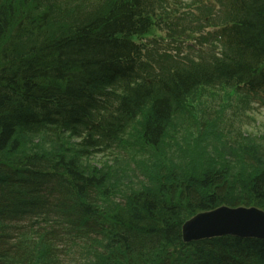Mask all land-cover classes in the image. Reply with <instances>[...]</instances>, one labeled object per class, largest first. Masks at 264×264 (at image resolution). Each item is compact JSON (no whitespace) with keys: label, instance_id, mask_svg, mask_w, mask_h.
<instances>
[{"label":"trees","instance_id":"16d2710c","mask_svg":"<svg viewBox=\"0 0 264 264\" xmlns=\"http://www.w3.org/2000/svg\"><path fill=\"white\" fill-rule=\"evenodd\" d=\"M210 1L193 15L182 0H0V264H69V253L92 264H264V240L183 242L198 213L264 210L259 140L219 150L177 138L180 119L207 139L214 90L239 101L264 93V0ZM165 26L194 42L188 52L142 42ZM207 27L216 31L205 37ZM135 152L149 156L130 162L139 193L115 165L87 163Z\"/></svg>","mask_w":264,"mask_h":264},{"label":"rangeland","instance_id":"374dc122","mask_svg":"<svg viewBox=\"0 0 264 264\" xmlns=\"http://www.w3.org/2000/svg\"><path fill=\"white\" fill-rule=\"evenodd\" d=\"M224 95L225 94L221 92L220 90H216L214 92V95L208 99L206 103V107L204 108L203 115L204 116H206V114L211 115V116L217 115L216 116L217 118L219 117V115H221L220 112H222V108H223L225 109V117L224 116L222 117L224 126H226L227 128L233 129V130H237V131L239 130L241 135H244L245 137L251 136L252 138H255L256 140H259L261 144H264V140H263L264 138V95H261V97H258V95L256 96L251 95L250 98L247 99L246 101H238L237 99L227 101L224 98ZM196 116L198 117L200 115L195 114L193 117H196ZM174 125L178 127L177 124H174ZM177 138L182 139L183 144H186V142L189 140V137L182 132L179 134V137L177 135ZM198 138H197V142H198ZM202 138L203 137L199 138L200 142H202ZM231 139L233 140L234 138L231 137ZM25 145L31 148L35 144H31L29 141H26ZM129 156L132 159L126 158L125 156L122 160V163H119L116 161V158H117L116 155L102 156V154H99L96 158L89 160L87 163H90L92 165L100 163V164H105L109 167L111 165H115L119 173L124 170H130V172H136L134 171L135 165L130 162H134L135 160L137 163H140L141 161L149 158V156L140 155L138 152H135L131 155L129 154ZM156 160H158L157 156H156ZM127 163L130 164L129 167L125 166V164ZM118 178L122 180L123 182L128 183L125 178H122L119 175H118ZM131 181L133 184L132 188L136 189L135 187H137L138 183H142L144 181V178L142 179L131 178Z\"/></svg>","mask_w":264,"mask_h":264},{"label":"water","instance_id":"95a60500","mask_svg":"<svg viewBox=\"0 0 264 264\" xmlns=\"http://www.w3.org/2000/svg\"><path fill=\"white\" fill-rule=\"evenodd\" d=\"M264 240V211L256 207H219L199 213L183 228L185 243L221 237Z\"/></svg>","mask_w":264,"mask_h":264},{"label":"bare ground","instance_id":"6f19581e","mask_svg":"<svg viewBox=\"0 0 264 264\" xmlns=\"http://www.w3.org/2000/svg\"><path fill=\"white\" fill-rule=\"evenodd\" d=\"M200 53H201V49L198 47H194L191 50V52L188 54V58L194 59ZM224 98L227 101L237 99L236 96L231 94L230 92L225 94ZM220 113L222 116L225 117V109L222 108V112H220ZM195 114L200 115V116H198L199 118L201 117V112L199 110L192 111V115L194 116ZM212 117H213V115L209 116L208 114H206V116H203L204 120L208 118L206 120L205 126H204V131L207 130V139H205L204 137L202 138L203 146L205 144H207V147H209V149L217 148V149L221 150V148L226 146V145L227 146H233L231 143V140L229 138L233 137L236 141L240 140L241 133L239 130L238 131L233 130V129L227 128L226 126L225 127H216L214 125V122H213L214 120ZM175 124L178 125V127L182 133L186 134L189 137L190 143H195L197 141V139L196 140L192 139L190 136V133L187 131L188 130L187 127L189 125H191L192 123L189 124L186 121L177 119ZM197 128H199V127L197 126ZM201 128L203 129V125ZM25 138H27L29 140L37 141V142H39L41 140L44 141V139L39 135H25ZM47 139H45V142ZM263 140H264V138H263ZM198 141H199V139H198ZM254 153L251 154L252 157H254ZM238 154H242V153L237 148L234 149L233 153H231L230 155L228 154V158H229L230 162L237 169L240 167L239 166L240 162L238 161ZM119 176L122 178H125L127 180V182L129 183V185H131V186H133L131 178L142 179V178H140V177H142V175L140 173L130 172V170L121 171L119 173ZM135 188L136 189H130V190L138 191V193L143 191V186L141 185V183H138L137 187H135ZM121 200L122 199H118V203H121L122 202ZM101 209L104 210L103 208H101ZM196 215H198V214H196ZM185 223H184V225H185ZM184 225L182 227V230L184 228ZM63 260L68 262L69 264H92V263L97 262L96 260L92 259L91 257L83 256V255H80L78 253H76V256H73V255L70 256V253H69L68 256L66 255L63 257Z\"/></svg>","mask_w":264,"mask_h":264}]
</instances>
